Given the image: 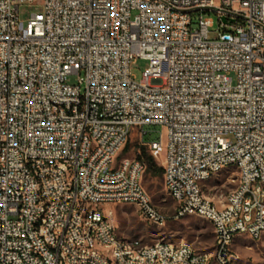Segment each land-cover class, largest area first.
<instances>
[{"label":"built area","instance_id":"obj_1","mask_svg":"<svg viewBox=\"0 0 264 264\" xmlns=\"http://www.w3.org/2000/svg\"><path fill=\"white\" fill-rule=\"evenodd\" d=\"M24 3L40 7L25 22ZM133 131L172 215L144 161L117 159ZM221 172L235 185L216 202L203 186ZM111 203L155 224L199 216L213 249L122 238ZM237 235H264V0H0V264H237Z\"/></svg>","mask_w":264,"mask_h":264},{"label":"rangeland","instance_id":"obj_2","mask_svg":"<svg viewBox=\"0 0 264 264\" xmlns=\"http://www.w3.org/2000/svg\"><path fill=\"white\" fill-rule=\"evenodd\" d=\"M40 11V7L24 3L19 8V19L26 21L30 13ZM213 19L212 26L208 27V38L217 37L221 28L213 12L206 14ZM149 63L145 59L137 58L131 64L132 74L139 80L142 71ZM79 74H70L67 77L69 84H76ZM144 135L146 141L157 140L162 133V143L165 147L166 128L161 125H145ZM136 132H132L127 142L118 153L117 159L133 158L137 152L138 143ZM157 162V161H156ZM159 165V163L157 162ZM235 174L226 175L225 172L214 175L204 183L203 191L214 201L223 199L228 191L235 185ZM141 183L149 194L152 202L165 214L172 215L175 202L167 194L162 175H151L144 172ZM110 221L114 224L118 235L125 239H137L141 244H151L156 241L172 243L186 242L197 250L209 252L213 249L214 237L211 225L203 218L188 215L179 218H169L162 224H155L143 219L134 205L129 203H111L102 205ZM231 250L237 264H264V235L257 240L247 235L234 237Z\"/></svg>","mask_w":264,"mask_h":264},{"label":"trees","instance_id":"obj_3","mask_svg":"<svg viewBox=\"0 0 264 264\" xmlns=\"http://www.w3.org/2000/svg\"><path fill=\"white\" fill-rule=\"evenodd\" d=\"M138 159L144 161L146 167L144 172H148L151 175H162L163 168L161 165H158L156 160L148 153L144 146H141L139 153L136 155Z\"/></svg>","mask_w":264,"mask_h":264}]
</instances>
